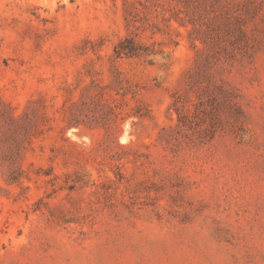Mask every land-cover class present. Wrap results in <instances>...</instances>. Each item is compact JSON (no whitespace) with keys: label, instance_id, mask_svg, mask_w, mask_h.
<instances>
[{"label":"rangeland","instance_id":"374dc122","mask_svg":"<svg viewBox=\"0 0 264 264\" xmlns=\"http://www.w3.org/2000/svg\"><path fill=\"white\" fill-rule=\"evenodd\" d=\"M0 264H264V0H0Z\"/></svg>","mask_w":264,"mask_h":264}]
</instances>
